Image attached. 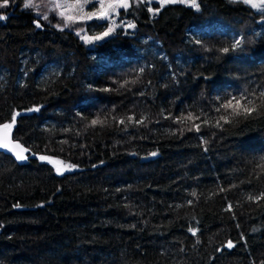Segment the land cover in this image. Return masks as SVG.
I'll return each mask as SVG.
<instances>
[{
    "label": "trees",
    "instance_id": "1",
    "mask_svg": "<svg viewBox=\"0 0 264 264\" xmlns=\"http://www.w3.org/2000/svg\"><path fill=\"white\" fill-rule=\"evenodd\" d=\"M196 2L130 0L91 45L107 20L0 8V124L30 151H0V264H264V9Z\"/></svg>",
    "mask_w": 264,
    "mask_h": 264
},
{
    "label": "snow or ice",
    "instance_id": "2",
    "mask_svg": "<svg viewBox=\"0 0 264 264\" xmlns=\"http://www.w3.org/2000/svg\"><path fill=\"white\" fill-rule=\"evenodd\" d=\"M191 3L192 7L199 8V4H197L196 0H160L161 7H163L165 4L169 3ZM9 3V0H3V3H0V8L6 7ZM89 3V0H75L74 3H68V4H56V8H64L66 10L70 9H77L80 14L78 15H66L65 11H61L58 14L64 19V26H68L69 22H75L77 20H90L93 19L94 17L96 19H106L111 11H115L116 7H122V8H128L130 6V0H99L100 7L95 11L91 13H84L83 12V5ZM243 3L250 5L253 8L256 9H264V0H243ZM33 0H25L24 7L29 8L33 7ZM160 9H149L150 12H158ZM5 17L0 15V19H4ZM48 17L45 15L44 19H47ZM36 27H41L39 21L36 22ZM57 27H60V25H57ZM115 26H110L107 31L103 32L100 36H94V37H84V39L88 42H91L92 40H99L103 36H108L111 32L114 31ZM127 27L132 28L135 27L134 24L129 23ZM240 41H237L233 47L238 46ZM224 52H228L229 49L225 48L223 49ZM143 71V69H141ZM127 83V82H126ZM261 98L262 101H264V93H261ZM241 101H245L244 103H241ZM221 107L225 110L231 109V115H251L253 112L257 111V106L255 105L254 101L252 100H246L244 96H241L239 98L233 97L232 99L228 100L226 103L222 104ZM32 109H29L31 111ZM219 111V109H218ZM19 115V113H14L11 119L10 123H5V124H0V148H4L9 150L10 152L14 153L15 157L17 160H26L27 157L24 155L28 149H25L23 145H21L18 141H13L10 138V131L12 127L15 125L16 122V116ZM128 120H132V117H128ZM183 119L188 120V119H199L198 117H192L191 114H189L188 117H184ZM221 120H224L227 122L228 117L227 116H222ZM207 123V121H204ZM93 125L96 124H103L105 121L103 120H93L91 122ZM120 123H124L123 120L120 121ZM137 123H142V121H137ZM219 125V121L217 122ZM199 125L196 124L194 125V128L196 131H199ZM191 130V129H190ZM151 155H156V153H152ZM41 160H47L50 163H53L56 165V171L57 173H62V171L65 168H73L75 165H64L62 161L54 160L51 157L47 156H40ZM195 195V193H193ZM264 198V194H261V197H250V199H260ZM191 203V201H189ZM15 207H20L19 204L15 205ZM232 205L229 204L228 208L226 210H231ZM193 233V235L196 234V229H189ZM226 247L232 248L234 247V244L231 240L227 241Z\"/></svg>",
    "mask_w": 264,
    "mask_h": 264
},
{
    "label": "rangeland",
    "instance_id": "3",
    "mask_svg": "<svg viewBox=\"0 0 264 264\" xmlns=\"http://www.w3.org/2000/svg\"><path fill=\"white\" fill-rule=\"evenodd\" d=\"M145 1L147 2V5L149 6L150 9H153L152 6L154 3L160 4V0H145ZM241 1H243V0H241ZM22 2H23V6H24L25 0H22ZM74 2H75V0H33L34 6L30 7V8L38 18L43 19V20H45L44 19L45 15L47 17L50 15L56 16V18L58 19L57 25H60V27H62V26H64V19L58 14L59 12L65 11L66 15H73V16L78 15L80 13L78 12L77 9L66 10L63 7L57 9L55 6L57 3L63 5V4L74 3ZM177 3H179V2H177ZM183 4L191 6V3H183ZM99 7H100L99 0H89V3L83 5V12L84 13L95 12ZM120 8H122V7H116L115 11H111L109 16L106 19H101V20H107V26L102 31H97V33H94V34H88L87 32H85L84 28L78 27V29H76V33L79 35V37L85 43L91 45L95 41H100V40L108 37L111 33L116 31L117 28L121 29L122 31H131L132 28L127 27V25L130 22H126L123 19L119 18L118 11L120 10ZM254 9L260 10V9H256V8H254ZM87 21L88 20H77L75 22H69L68 26L75 25L78 22L80 23V22H87ZM110 26H115V27H114V31L111 32L108 36H103L101 39L92 40L91 42H88L84 39V37L100 36L103 32L107 31V29ZM198 33H199V31H196V34H198ZM54 160H56V159H54ZM44 161H47V160H44ZM47 162H49V161H47ZM51 164L54 167H56L55 164H53V163H51ZM66 170H68V168H65L63 171H66Z\"/></svg>",
    "mask_w": 264,
    "mask_h": 264
},
{
    "label": "water",
    "instance_id": "4",
    "mask_svg": "<svg viewBox=\"0 0 264 264\" xmlns=\"http://www.w3.org/2000/svg\"><path fill=\"white\" fill-rule=\"evenodd\" d=\"M2 16H4V17L6 18V15L2 14ZM5 18H4V19H5ZM0 20H3V19H0ZM10 138H11L13 141H16V140H14L13 137H12V131H10ZM25 149H26V148H25ZM0 151L3 152V153H5V154H8V155H10V156H12L13 158L16 159L14 153L10 152L9 150L4 149V148H0ZM29 152H30L29 150L26 151V152L24 153V155L27 157V155L29 154ZM35 157L40 158L39 155H35ZM16 160H17V159H16ZM18 161H23V160H18Z\"/></svg>",
    "mask_w": 264,
    "mask_h": 264
}]
</instances>
